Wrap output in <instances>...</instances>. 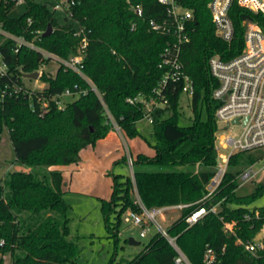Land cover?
Masks as SVG:
<instances>
[{"label": "trees", "instance_id": "obj_1", "mask_svg": "<svg viewBox=\"0 0 264 264\" xmlns=\"http://www.w3.org/2000/svg\"><path fill=\"white\" fill-rule=\"evenodd\" d=\"M210 0H181L193 11L189 23L190 41L183 45L181 60L195 83L191 98L193 117L187 126L178 123L180 111L179 89L165 91L167 102L153 112L151 130L142 133L138 123L144 118L140 102L128 99L142 94L146 99L162 76L159 68L161 54L173 37L151 30L149 20L160 19L165 8L156 0H78L74 19L84 28L88 45L82 61L83 73L95 84L100 98L90 84L77 72L59 67L55 75L43 74L48 83L47 96H53L77 86L87 90L58 108L54 102L43 116L30 107L26 94H7L0 97V142L4 127L10 129L15 160L18 166L31 172H10L0 180V264L2 255L10 254L12 264H85L80 261V249L70 234L71 204L66 200L62 172L33 171L43 167L68 166L80 159V153L94 146L114 129L107 111L128 138H143L154 150L153 156L138 154L133 158V176L112 174V194L99 198L100 209L107 231L116 245L120 240L122 215L129 209L138 210L132 197L136 189L147 207L186 204L181 217L170 227L177 244L193 264H204L207 247L217 255L219 264H264V256L253 255L238 240H251L264 224V206L251 208L264 195V180L248 195L237 192V175L241 169L264 156L257 153H239L232 157L216 201L225 198L218 213H208L189 227L185 218L197 206L204 187L214 174L216 165L215 140L218 126L215 111L219 103L211 93L217 86L209 72L207 61L213 55L230 59L243 46L242 21L255 19L264 31V18L259 14L234 5L230 16L235 36L227 43L215 34V26L208 7ZM141 5L143 18L135 16L132 6ZM28 12L12 18L0 6V21L21 34L27 29V18L33 19L31 29L53 32L41 36L38 44L63 59L73 56L79 46L71 26H60L52 13L42 5L29 4ZM136 23L132 29V23ZM8 42L5 58L12 76L0 78V88L7 84H23L15 73H31L40 69L41 55L22 48L14 52ZM20 69V70H19ZM202 107L207 117L202 118ZM126 164L128 157L123 160ZM154 167L144 170L142 167ZM260 217L255 216V211ZM23 214H27L23 217ZM250 218L247 219L246 216ZM114 216L115 222L111 220ZM235 223L234 232L225 230V223ZM176 252L167 239L156 233L143 249L131 259L116 262L113 254L107 264H175Z\"/></svg>", "mask_w": 264, "mask_h": 264}, {"label": "built area", "instance_id": "obj_2", "mask_svg": "<svg viewBox=\"0 0 264 264\" xmlns=\"http://www.w3.org/2000/svg\"><path fill=\"white\" fill-rule=\"evenodd\" d=\"M156 1L164 6L165 14L160 19L151 18L149 20L150 28L155 32L171 35L173 41L165 47L161 54L159 68L163 73L153 88L150 99H146L142 94L128 99L131 103L140 102L143 105L145 115L141 121L145 120L149 124L153 122L154 110L165 106L167 102L165 91L169 88L179 89L182 95H186L190 99L195 94L194 80L186 72L181 60L183 45L190 41L189 23L193 18V11L185 7L181 0ZM77 2L78 0H0V6L4 7L6 13L12 18H18L13 16L12 12L19 6L23 5L25 7L24 13H26L30 3L42 5L52 13L60 26H71L74 36L79 38L76 53L69 59H63L38 44L46 30L31 29L34 22L31 17L27 18V29L21 34L8 30L0 21V78L14 75L10 71L3 49L10 42L14 52H19L25 48L41 55L40 69L34 71L39 73V78L44 74L45 65L54 60L58 63L57 69L62 66L67 70L77 72L90 84L91 89L102 98L95 84L82 71V61L88 45V38L85 28L73 16ZM234 5L254 14H259L264 18V0H210L208 7L215 26V34L227 43L232 42L235 36V26L230 16V11ZM132 10L136 17L143 18L144 10L141 5L132 6ZM135 27L136 23L133 22L132 29ZM242 27L244 29L243 46L238 54L230 59H224L221 55H213L207 61L210 75L217 81V86L211 93L213 100L219 103L214 115L216 123L221 121L227 125L238 126L242 131L238 136H232L217 130L214 174L205 185L202 198L196 202L198 206L185 218L189 227L198 223L208 213H218L225 198L216 201V197L230 169L232 157L239 153L264 151V31L255 19H244ZM15 74L22 79L23 84L5 85L0 88V97L4 98L7 94H26L31 100L30 107L33 110H38L40 116L50 110L51 102H54L58 108H63L65 99H72L87 93V90H80L75 86V89L68 88L59 94L47 96L45 93V89L48 87L47 82L46 87L33 89L25 84V73L22 74L19 71ZM107 114L114 128L122 130L108 111ZM234 120L237 122L233 123ZM256 162L241 169L236 177L239 184L238 189L245 183L253 181L264 171V168L254 171L253 166ZM127 164L133 167L131 156L128 157ZM134 203L138 210H127L123 214L124 221L139 227L140 236L143 238L149 235L153 227H156L158 233L167 239L176 252L175 264H193L177 244V237L170 235L168 228L163 225L165 215L171 206L147 207L136 189ZM187 206L189 205H177L179 209H184ZM255 216L260 217L258 210L255 211ZM246 218L249 219L250 216L247 215ZM234 226V222L225 223V230L232 233ZM238 243L253 255L262 254L264 256V224L251 240H238ZM203 263L219 264L216 252L212 248L207 247Z\"/></svg>", "mask_w": 264, "mask_h": 264}, {"label": "rangeland", "instance_id": "obj_3", "mask_svg": "<svg viewBox=\"0 0 264 264\" xmlns=\"http://www.w3.org/2000/svg\"><path fill=\"white\" fill-rule=\"evenodd\" d=\"M25 12V7L19 6L12 15L15 17L21 16ZM58 67V63L54 60L49 61L44 68V74L55 75V71ZM41 78V79H40ZM38 80H32L26 78L24 80L25 84L33 89H42L46 87L47 83L40 77ZM70 99H65L68 101ZM180 111L181 115L178 123L183 126L191 124V119L193 117L191 109V99L186 95H182L180 98ZM207 117V112L204 107H202V118ZM218 129L226 134H231L232 136H238L242 129L238 126L227 125L224 122H217ZM138 128L142 133H147V130H151V125L145 120L138 123ZM146 135V134H145ZM147 136V135H146ZM126 140L131 145V152L134 158L138 154H145L152 156L154 150L149 146V144L141 137L128 138ZM120 155L116 158L103 155L101 160L96 164L95 162H90L86 166H81L80 170H83L81 175L82 178L92 177V193L79 194V193H67L66 200L71 204L72 210L70 212V234L69 238L74 239L76 244L80 249V261L85 264H107L109 259L113 254L117 255V261L122 263L127 259H131L133 256L138 254L145 244H147L150 239L158 233L156 227L151 229L149 235L145 238L140 236V228L132 224L126 223L124 221L123 215L121 217V223L119 226L120 240L118 245L115 244L111 233L107 231L105 226V221L100 209L99 198L109 199L112 194V183L113 175L120 174L126 176H133V167L126 164L123 158L128 155L125 144L120 140ZM259 152V151H257ZM255 152V153H257ZM81 159V158H80ZM79 159V161H80ZM15 154L12 142L10 140V129L5 126L2 139L0 142V180L4 182L10 172L22 171L31 172V168L18 166L14 163ZM78 161V162H79ZM107 165V168L105 167ZM61 168L60 166H51L49 168L43 167L41 169H36L33 171L40 174L47 173L50 170ZM88 168V169H87ZM144 170H154V167H142ZM264 168V158L259 159L253 166L254 171H259ZM89 169H94L96 173L88 172ZM103 169V170H102ZM72 171V170H71ZM108 172V173H107ZM106 173V174H105ZM69 174V173H68ZM102 174V175H101ZM264 180V171L261 172L253 181L247 182L238 189L239 195L251 194L256 185ZM135 196V189L132 190V197ZM181 205V204H180ZM176 206V207H173ZM167 211L163 225L165 227H170L176 220L181 217L183 209H179L177 205H173ZM264 206V195L251 204V208ZM27 214H23L25 217ZM111 220L115 222L114 216ZM130 238H133L137 243L131 244ZM1 256V254H0ZM5 264H12V259L10 254L2 255Z\"/></svg>", "mask_w": 264, "mask_h": 264}, {"label": "crops", "instance_id": "obj_4", "mask_svg": "<svg viewBox=\"0 0 264 264\" xmlns=\"http://www.w3.org/2000/svg\"><path fill=\"white\" fill-rule=\"evenodd\" d=\"M120 140L125 144L127 150V157L131 156L134 157L133 153L131 152V145L126 140V134L123 130L113 129L108 133V135L100 139L96 142L94 146H88L87 148L83 149L80 153V161L71 164L68 166H60L58 168L62 172L64 187L65 191L68 193H79V194H88L92 193V177L82 178V171L80 170L81 166H86L90 162H95L96 160H101L102 156L105 154L109 157L116 158L120 155ZM103 154V155H102ZM154 155V154H153ZM152 155V156H153ZM98 161H96L97 164ZM98 166V164H97ZM107 168V165L105 166ZM80 168V169H78ZM88 169V168H87ZM72 170V171H71ZM103 170V169H102ZM96 173L94 169H89L88 172ZM69 173V174H68ZM108 173V172H107ZM106 174V173H105ZM102 175V174H101ZM102 198V197H100ZM106 199V198H104Z\"/></svg>", "mask_w": 264, "mask_h": 264}, {"label": "water", "instance_id": "obj_5", "mask_svg": "<svg viewBox=\"0 0 264 264\" xmlns=\"http://www.w3.org/2000/svg\"><path fill=\"white\" fill-rule=\"evenodd\" d=\"M53 32V28L51 26H49L46 30V32L43 34L44 36H49L51 33ZM26 78L28 79H38L39 78V73L38 72H32V73H25L24 74ZM247 121V119L245 120V122ZM237 121L234 120L233 123H236ZM130 243L131 244H136L137 242L133 239L130 238Z\"/></svg>", "mask_w": 264, "mask_h": 264}]
</instances>
